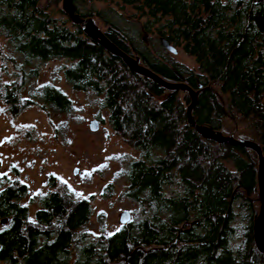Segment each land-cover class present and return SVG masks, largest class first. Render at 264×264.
<instances>
[{"label":"trees","instance_id":"1","mask_svg":"<svg viewBox=\"0 0 264 264\" xmlns=\"http://www.w3.org/2000/svg\"><path fill=\"white\" fill-rule=\"evenodd\" d=\"M61 2L0 0V36L11 53L6 62L0 53V62L11 64L15 77L3 83L0 73V101L11 117L35 105L48 117L70 115L72 102L52 85H42L32 99L21 97L37 75L34 62H63L59 70L70 89L101 98L111 130L139 154L115 177L134 211L116 232L94 240L82 232L91 216L89 200H78L50 176L49 192L37 197L41 209L31 221L28 208L19 204L28 197L27 185L0 175V223L10 220L0 231V262L264 264L253 239L260 207L256 154L202 138L188 124L186 92L167 91L132 73L85 36ZM72 4L139 65L197 92L191 111L196 125L252 142L264 159V0ZM161 39L195 67L178 61ZM111 186L102 199L113 196Z\"/></svg>","mask_w":264,"mask_h":264},{"label":"rangeland","instance_id":"2","mask_svg":"<svg viewBox=\"0 0 264 264\" xmlns=\"http://www.w3.org/2000/svg\"><path fill=\"white\" fill-rule=\"evenodd\" d=\"M8 49L0 36V53H6L3 54L5 62L11 56ZM175 58L195 67L194 61L181 51ZM5 62H0L1 81L11 83L15 80L14 68L11 64L4 65ZM62 65L60 61L43 66L34 62L31 68L37 70V75L26 82L21 97L32 99L42 85H52L72 102L70 115L48 117L35 105L17 117H11L0 101V175L27 185L29 198L24 199L22 205L30 210L31 221L39 208L37 197L49 192L50 176L60 182L58 186L69 188L78 200H89L91 216L82 232L95 240L120 228L121 212L132 215L133 204L122 197L124 183L116 181L115 177L122 172L126 162L136 160L139 154L111 130L107 112L101 108V98L91 92L70 89L59 70ZM91 121L99 124L96 132L89 130ZM74 170H77L76 174ZM108 183L112 185L113 196L102 199L101 194Z\"/></svg>","mask_w":264,"mask_h":264},{"label":"water","instance_id":"3","mask_svg":"<svg viewBox=\"0 0 264 264\" xmlns=\"http://www.w3.org/2000/svg\"><path fill=\"white\" fill-rule=\"evenodd\" d=\"M62 10L68 16L70 21L75 25H80L83 33L90 40L96 42L100 47L107 51L112 56H115L122 60L124 65L135 74H138L144 78L150 79L153 82L160 85L167 91H183L186 92L190 98V105L187 107L186 115L188 124L204 139L214 141L216 143H229L235 146L244 147L246 149L252 150L258 159V169H257V184L259 197L258 202L260 203L259 212L255 217L253 223V239L256 249L259 253L264 254V159L262 156L261 149L254 143L249 141H238L232 136L224 137L220 132H215L211 128L198 126L191 119V111L196 106L197 103V92H194L190 87L184 83H170L162 80L160 77L152 73L145 67L139 65L137 59H133L123 52H121L114 44H112L100 31V29L95 25L92 19H84L75 13V8L72 4V0H62ZM144 41L145 36H144ZM161 46L170 52L172 55H176L177 51L174 49L170 43L164 39L160 40ZM98 122L91 121L89 123V130L91 132H96L98 130ZM77 170H74V174ZM119 224L125 225L130 221V214L127 211H123L119 214L118 218ZM3 221L2 224H4ZM6 223V222H5Z\"/></svg>","mask_w":264,"mask_h":264},{"label":"flooded vegetation","instance_id":"4","mask_svg":"<svg viewBox=\"0 0 264 264\" xmlns=\"http://www.w3.org/2000/svg\"><path fill=\"white\" fill-rule=\"evenodd\" d=\"M3 190H4V189H0V194H1V192H2ZM27 192H28V197H27L26 199L29 198V190H28V189H27ZM28 201H29L30 204L32 203V202H30V200H28ZM22 203H23V200H21V202H20L19 204H20L21 206H23ZM23 207H26V206H23ZM40 209H41V208H38V209L34 212V214H35L38 210H40ZM28 214L30 215V210H28ZM5 222H6V223H5ZM5 222H4V224H2L3 222L0 223V231L3 230L4 228H6V226L9 224L10 220L7 219ZM0 263H3V262H0Z\"/></svg>","mask_w":264,"mask_h":264}]
</instances>
